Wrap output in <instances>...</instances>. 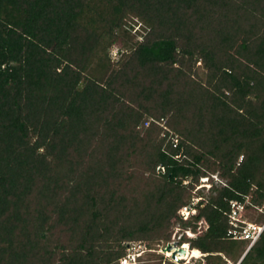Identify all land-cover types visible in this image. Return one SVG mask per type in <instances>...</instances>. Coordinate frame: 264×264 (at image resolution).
<instances>
[{"label":"trees","instance_id":"1","mask_svg":"<svg viewBox=\"0 0 264 264\" xmlns=\"http://www.w3.org/2000/svg\"><path fill=\"white\" fill-rule=\"evenodd\" d=\"M233 202L264 224V0H0V264H193L173 219L264 264Z\"/></svg>","mask_w":264,"mask_h":264},{"label":"rangeland","instance_id":"2","mask_svg":"<svg viewBox=\"0 0 264 264\" xmlns=\"http://www.w3.org/2000/svg\"><path fill=\"white\" fill-rule=\"evenodd\" d=\"M134 22H136V19L133 20ZM138 25H140V22H137L136 26L134 27V29H137L138 28ZM133 29V30H134ZM138 38H141V36H138ZM111 54L113 56L114 59H117L118 56H119V53H118V47L117 46H114L111 50ZM213 178L216 180V182L218 181H221L220 177L218 175H214ZM207 180V179H205ZM201 183L202 185L205 186V189L204 191L207 193L210 186H211V180L210 181H204L203 178H201ZM233 209H236V207L233 206ZM195 208L191 209L190 211L188 210H184V218H186L187 216H189L191 213L195 212ZM258 210L256 209H251V208H246L244 207L243 205H240L239 206V209L238 211L235 213L234 210L232 211V222L234 221V225L236 226L237 223V220L238 219H243L245 220L246 222L249 223V229H251L252 231V237L254 236H257V233H258V228L259 227H263L264 224H259V223H256L255 220L256 218L258 217ZM173 233H172V237H171V240L169 242H161V246L159 247V250L158 252H161L163 253L166 257L169 256L172 260H174L175 262L179 263L182 259L180 260H175L172 256L173 254V251H167L163 248H165L167 246L168 243H172V244H175V242L177 243V245L179 244V240L181 239V237H195L197 236L198 234L202 233L206 228H207V222L205 220H201L199 225H198V229L197 231H195L193 228H186L184 227L180 222H177L176 219H173ZM244 236H246V234H244ZM251 241L253 240L252 238L250 239ZM181 245V244H180ZM179 245V246H180ZM187 248V253H184L182 255H180L179 257L180 258H185V262H188L189 260H191V262L193 264H206L205 260H196V259H192V257H200L202 254L201 253H198L197 255H194L193 254V250H191L189 248V243L188 242H185V244ZM183 245V247H184ZM170 254V255H168ZM168 263V260L165 259L164 263L163 264H167ZM229 264H234L233 261L229 260L228 261Z\"/></svg>","mask_w":264,"mask_h":264},{"label":"built area","instance_id":"3","mask_svg":"<svg viewBox=\"0 0 264 264\" xmlns=\"http://www.w3.org/2000/svg\"><path fill=\"white\" fill-rule=\"evenodd\" d=\"M204 181L207 182V178H203ZM233 206L236 207V209H233L234 212L236 213L237 210L239 209V206L240 204L237 203V202H233ZM191 207L190 206H185L181 209V213L185 216L184 214V210H188L190 211ZM196 211V210H195ZM188 217V216H187ZM249 227V223L248 225L243 229L242 233H241V236L240 237H245V238H252V242H254L257 237L259 236L260 232L262 231L263 227H259L258 228V233H257V236H254L252 237V231L251 229L248 228ZM244 234H246V236H244ZM185 243H182L180 246H183ZM146 249L145 246H142V245H138L137 247H133L132 249H130V251L125 255L123 256L121 259H120V262L121 264H140V260L138 259V257L142 254V252ZM164 249V248H163ZM181 259H185V258H181Z\"/></svg>","mask_w":264,"mask_h":264},{"label":"water","instance_id":"4","mask_svg":"<svg viewBox=\"0 0 264 264\" xmlns=\"http://www.w3.org/2000/svg\"><path fill=\"white\" fill-rule=\"evenodd\" d=\"M164 249L167 251H173L172 256L175 260H180L181 258L179 256L184 253H187V248L183 246H179V244L177 245L176 242L175 244L168 243Z\"/></svg>","mask_w":264,"mask_h":264},{"label":"bare ground","instance_id":"5","mask_svg":"<svg viewBox=\"0 0 264 264\" xmlns=\"http://www.w3.org/2000/svg\"><path fill=\"white\" fill-rule=\"evenodd\" d=\"M184 247H186V245H184ZM189 248H190V245H189ZM198 253H200V251L198 249H194L193 250V254L194 255H197Z\"/></svg>","mask_w":264,"mask_h":264}]
</instances>
